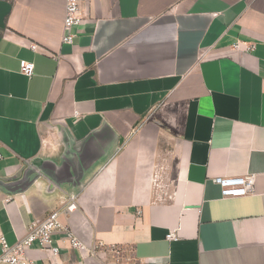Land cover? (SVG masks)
I'll return each instance as SVG.
<instances>
[{"label":"crops","instance_id":"1","mask_svg":"<svg viewBox=\"0 0 264 264\" xmlns=\"http://www.w3.org/2000/svg\"><path fill=\"white\" fill-rule=\"evenodd\" d=\"M64 1L0 0V182L34 158L55 178L0 185L6 241L57 211L84 244L133 245L145 264H264V0H80L69 44ZM245 173L252 192L220 195L215 176ZM53 237L58 256L28 255L83 264Z\"/></svg>","mask_w":264,"mask_h":264},{"label":"built area","instance_id":"2","mask_svg":"<svg viewBox=\"0 0 264 264\" xmlns=\"http://www.w3.org/2000/svg\"><path fill=\"white\" fill-rule=\"evenodd\" d=\"M80 9V0H65L64 15L62 20L63 35L62 43H72L75 37L74 29L82 21ZM31 48L35 49L34 44ZM234 50L251 51L255 48L254 42L236 41L231 44ZM20 71L26 76L33 73V64L29 61H23ZM214 182L219 186L222 197H241L252 192L254 186V174L245 173L243 175H218L214 177ZM76 209L75 196H68L63 211L70 213ZM60 232L64 240L72 248H76L81 257L83 264L86 259L97 252L108 253L117 264H145L143 260L135 254L133 245L127 244H106L100 240L84 244L69 228L62 224L58 218L57 211H50L43 220L33 221L28 224L26 234L15 241L8 243L5 236L0 232V264H42L28 255V251L36 244L38 249L50 257L58 256L60 246L54 243V234ZM165 238L174 241L179 238L176 230H169ZM89 252L90 254H87Z\"/></svg>","mask_w":264,"mask_h":264},{"label":"water","instance_id":"3","mask_svg":"<svg viewBox=\"0 0 264 264\" xmlns=\"http://www.w3.org/2000/svg\"><path fill=\"white\" fill-rule=\"evenodd\" d=\"M70 146H72V144L67 143V149H68L67 152H69L71 154L72 150L70 149ZM41 165H42V161L40 160V158H34L29 162V164L26 166V168L22 171V174L20 173L18 179H15L13 181L10 180V181L6 182L5 184L1 181L0 185H2L4 187V189H6L9 192L21 191V190L25 189L30 183H32L33 181H35L37 178H39L41 176H46V177H49L50 179H52L53 176L50 175L47 171L42 170ZM52 180H55V178ZM56 183L58 186L61 185L58 182H56ZM80 186H81V182H77L76 184L74 183L72 185L71 191L68 192L67 195L68 196H76L78 188Z\"/></svg>","mask_w":264,"mask_h":264}]
</instances>
